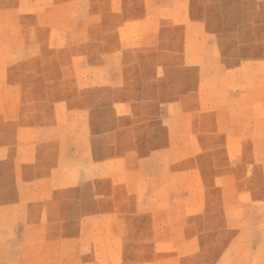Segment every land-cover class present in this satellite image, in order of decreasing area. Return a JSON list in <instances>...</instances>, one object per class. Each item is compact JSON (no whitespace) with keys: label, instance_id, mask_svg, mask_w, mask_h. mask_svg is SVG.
<instances>
[{"label":"rangeland","instance_id":"rangeland-1","mask_svg":"<svg viewBox=\"0 0 264 264\" xmlns=\"http://www.w3.org/2000/svg\"><path fill=\"white\" fill-rule=\"evenodd\" d=\"M0 264H264V0H0Z\"/></svg>","mask_w":264,"mask_h":264}]
</instances>
